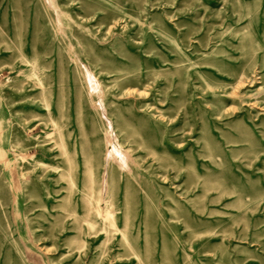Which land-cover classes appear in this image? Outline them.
<instances>
[{
	"label": "rangeland",
	"instance_id": "1",
	"mask_svg": "<svg viewBox=\"0 0 264 264\" xmlns=\"http://www.w3.org/2000/svg\"><path fill=\"white\" fill-rule=\"evenodd\" d=\"M0 264H264V0H0Z\"/></svg>",
	"mask_w": 264,
	"mask_h": 264
}]
</instances>
